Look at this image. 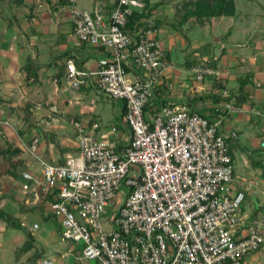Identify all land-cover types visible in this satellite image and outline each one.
Instances as JSON below:
<instances>
[{
	"label": "built area",
	"instance_id": "2783aa9c",
	"mask_svg": "<svg viewBox=\"0 0 264 264\" xmlns=\"http://www.w3.org/2000/svg\"><path fill=\"white\" fill-rule=\"evenodd\" d=\"M145 10L143 0L71 9L79 42L106 56L95 70L69 59L67 84L82 89L93 82L108 98L123 100L129 142L118 148L94 133L98 124L91 131L75 122L78 152L51 163L33 136L22 143L29 157L18 174L19 191L56 218L64 241L81 245L82 264H243L262 247L264 233L254 225L238 233L246 193L234 188V160L219 128L241 107L217 106L213 119L172 101L152 107L174 64L156 28L125 31L130 16ZM192 71L193 92L210 79L223 82L209 58ZM22 227L34 232L39 223L22 219Z\"/></svg>",
	"mask_w": 264,
	"mask_h": 264
},
{
	"label": "crops",
	"instance_id": "0c3cea01",
	"mask_svg": "<svg viewBox=\"0 0 264 264\" xmlns=\"http://www.w3.org/2000/svg\"><path fill=\"white\" fill-rule=\"evenodd\" d=\"M103 1L111 6L112 0H84L85 6L82 7L93 8ZM178 1L180 0H150L149 7L155 2L161 4L141 19L149 27L156 20L162 22L155 34L174 64L169 77L157 90L168 101L188 105L193 97L236 89L237 78L247 71H254V85L249 87L250 95L246 106L241 107L240 112L224 118L219 128L231 142L229 147L235 168L234 188L246 193L240 211L245 218V225L238 233L245 232L251 225L258 226L264 233V42H257V38H253L254 30L247 29L249 33L246 42L238 41L235 47L230 45L233 33L224 35L225 40L221 45L213 44L215 37L223 35L225 27L238 23V19L234 20L236 15H220L211 20L190 17L184 25V34L169 25L175 21ZM77 4V0H68V3L61 0H24L19 4L15 0H0V120L7 122L0 125V133L5 132L10 137L14 133L12 130L16 122L20 121L28 122L32 128L43 127L50 133L47 124L55 126L57 129L53 132L54 141L50 137L45 149L39 146L41 155L51 163L63 161L68 153L78 152L75 122L82 123L91 131L93 125L98 124L94 133L99 138L115 143L118 148L131 139L123 100L108 98L97 90L93 82L82 89L70 88L64 77L69 59H73L79 68L95 70L99 68L100 60L106 56L103 49L79 42L71 12L72 7H77ZM143 13L147 14V5ZM249 42L251 43L248 44ZM178 56H183V59ZM215 57V67L221 70L223 82L208 80L203 91L193 92V66L203 58L214 60ZM28 59L39 68L36 77H27L24 66ZM193 60L196 61L195 64L192 63ZM186 62L193 66L188 67ZM59 71L62 72L61 78ZM216 84L222 85V88ZM191 103L189 106L212 119V109L225 104L214 103L211 98ZM148 109L150 110L149 107ZM152 110L155 111V108ZM38 113H42L45 120L51 116L54 121H41L37 118ZM37 119L41 122L36 123ZM69 125L72 126L74 138L64 137V134H68L66 129ZM112 127H116V132H111ZM60 136L61 144L58 147ZM63 150L66 151L63 153ZM1 205L8 211L7 203L0 202V207ZM14 206H10L16 212L13 215L23 217L18 206ZM35 222L38 220L35 219ZM52 222L47 221L50 224L48 229L42 230L35 241L45 244L42 239L52 236L54 232L59 236V241L61 239L63 244L71 246L66 251L68 257L72 256L82 264L81 254H74L75 248L81 247L64 241L56 224ZM40 227L39 224V229ZM243 264H264V243L259 251L247 255Z\"/></svg>",
	"mask_w": 264,
	"mask_h": 264
},
{
	"label": "rangeland",
	"instance_id": "374dc122",
	"mask_svg": "<svg viewBox=\"0 0 264 264\" xmlns=\"http://www.w3.org/2000/svg\"><path fill=\"white\" fill-rule=\"evenodd\" d=\"M77 8H83L84 0H77ZM187 2H195L197 0H186ZM83 3V4H82ZM183 0L178 1L177 4H182ZM235 10H236V18L234 20L238 19V23L230 25L229 27H225V30L223 31V35H219L215 37L216 45H221V43L225 40L224 35L228 36L229 33H233V36L230 41V45L232 47H235L236 43L239 41L240 43L246 42V37L249 32H247V29L254 30L253 38H257V42H264V0H235ZM203 18V17H201ZM220 30V29H219ZM221 31V30H220ZM251 40H254V39ZM260 38V39H259ZM259 40V41H258ZM211 42V43H212ZM253 42V41H252ZM249 42L248 44H250ZM214 57V56H211ZM179 59H183V56H178ZM211 80V79H210ZM213 81V79L211 80ZM52 115V114H51ZM22 116V115H21ZM20 116V117H21ZM37 118L42 120H45V117H42V113L37 114ZM48 119L45 120L53 122L54 120L51 118V116L47 117ZM32 119V118H31ZM37 119L36 123H38L40 120ZM28 120V119H27ZM40 121V122H41ZM44 121V122H45ZM43 122V124H44ZM34 123V122H33ZM65 123V122H64ZM15 124V123H14ZM55 127V126H54ZM53 126H48L47 129L50 132H47L43 127L39 128H32V126L29 125L28 122L23 123L22 121L16 122L14 130H12L14 133H11L10 137L3 132L0 133V144L3 146H11L12 148L19 147L22 148V143L28 142L30 144V140L33 135H37L40 138V145L43 149L46 148V144L49 140V138L54 141L53 135H55L53 132H56ZM72 126L67 127L68 134H64V137H72ZM47 134H50L48 137ZM20 137V138H19ZM61 136L58 139L59 145L61 144L60 141ZM5 142V143H4ZM74 144V143H73ZM228 144L231 145L230 140L228 139ZM59 145H57L59 147ZM41 149H39V153ZM64 154L62 153L61 156ZM27 152L22 148V153L16 156V158H24L25 160L28 159ZM27 158V159H26ZM23 168V167H22ZM20 168V170L22 169ZM19 170V172H20ZM19 178L18 176L13 175H3L0 178V196H3V194L13 195L14 200L2 198L0 199L1 203H7L6 208H8V211L12 214H16L14 209H11V205L18 206L19 204H23L24 207L31 208L34 206H41L37 204L26 203V197L19 191L20 184H19ZM19 203V204H18ZM2 206V205H1ZM15 207V206H14ZM18 214V213H17ZM42 214L48 215L46 211H44V207L41 206L40 209H37L36 211L29 212L27 214H24L23 217H26V220L29 222H35V219L38 220L39 224L41 225L40 229L38 231H35L32 234L36 237H39L42 230L48 229L49 225L47 221H45L42 217ZM20 217V218H23ZM53 223V222H52ZM264 230V229H263ZM27 232H30L27 229H14L11 225L6 223L5 221L0 219V264H33L34 262L31 260L35 256V253L41 252V255L43 256L42 259L38 260L36 264H81L80 261L76 260L74 257L70 256L68 257V254H66V251H68L71 246L63 244V242L59 241V236L56 235L54 232L52 236H48L45 239H42V241L46 244H35L28 252L24 253L22 250L24 246L28 243V236ZM56 236H58L56 238ZM77 247H81L80 244L76 245ZM43 250V251H42ZM70 253V252H69ZM76 252H74L75 254ZM77 255V254H76Z\"/></svg>",
	"mask_w": 264,
	"mask_h": 264
},
{
	"label": "trees",
	"instance_id": "16d2710c",
	"mask_svg": "<svg viewBox=\"0 0 264 264\" xmlns=\"http://www.w3.org/2000/svg\"><path fill=\"white\" fill-rule=\"evenodd\" d=\"M18 4L22 3L24 0H15ZM63 3H68V0H61ZM146 5H147V14L146 13H134L133 15L130 16L129 18V23L125 27V31L131 35L137 33L138 31L142 30L143 28L149 27L147 23H143L141 19L145 16L150 14L152 10L156 7H158L161 2H155L152 4L151 7L150 5V0H145ZM235 1L234 0H197L195 2H187L186 0H183L182 4H177L176 5V18L175 21L169 25L171 27H174L176 30L183 31L185 34L184 30V25L186 24L187 20L190 17H203L205 19L211 20L213 17L220 16V15H227V16H233L236 14L235 10ZM162 24L161 21L156 20L155 23L153 24V28H157ZM169 57V55H168ZM192 63H196L195 60L192 61ZM217 62L214 60H211V65L216 66ZM186 65L188 67H192L193 64H188L186 62ZM192 65V66H191ZM24 69L27 72V77L32 78L36 77V73L38 71V67H35L34 63L28 59ZM254 71H247L244 74L240 75L237 78V83L238 87L236 89H230L228 92H220V93H209L206 95H201L198 97H193L190 101H188V105H192V101L194 100H199L203 101L206 98H211L214 103H227V102H232L236 104L239 107H245L250 95L249 92V87L254 85ZM62 72L59 71V77L61 78ZM218 85L219 88H222V85ZM264 89V85H263ZM168 102V99L163 98L160 96L158 90H156L155 97L152 102V107L157 108L158 110L162 108L165 103ZM148 109V107H147ZM216 107L213 108V116L216 114ZM124 113H126V108L124 107ZM204 115V113H202ZM212 119V118H211ZM228 141V140H227ZM59 145V144H58ZM66 150H63L62 152L64 153ZM22 153V148L15 147L12 148L11 146H3L0 144V178L3 175H13V176H18L20 173L19 170L20 168H25L26 166V160L24 158H16L19 154ZM61 163L64 162V160L60 161ZM21 171V170H20ZM7 198L14 200L13 195H8V194H3V196H0V199L2 198ZM19 204V203H18ZM41 206H34L31 208L24 207L23 204L18 205V209L21 212L22 215L27 214L29 212L36 211L37 209H40ZM42 217L45 221H50L52 220L56 224V228L58 232H61V227L58 225L56 218L53 215H43ZM0 219L11 225L14 229H24L22 227V220L20 217H17L16 215L11 214L9 211H7L3 206L0 207ZM28 236V243L24 246L23 252L26 253L28 252L34 245H35V236L27 232ZM263 245V244H262ZM81 249L82 248H75L74 252L79 256L81 254ZM260 250V249H259ZM258 250V251H259ZM43 251V250H42ZM43 256L41 255V252L35 253V256L31 258V260L34 262L33 264H36V262L41 259Z\"/></svg>",
	"mask_w": 264,
	"mask_h": 264
}]
</instances>
